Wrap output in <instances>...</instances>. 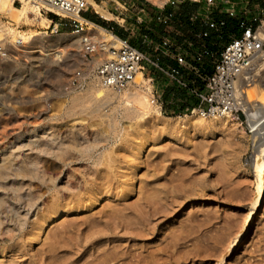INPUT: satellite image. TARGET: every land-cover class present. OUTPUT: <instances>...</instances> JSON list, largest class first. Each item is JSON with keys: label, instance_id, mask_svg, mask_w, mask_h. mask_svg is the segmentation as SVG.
I'll return each mask as SVG.
<instances>
[{"label": "rangeland", "instance_id": "obj_1", "mask_svg": "<svg viewBox=\"0 0 264 264\" xmlns=\"http://www.w3.org/2000/svg\"><path fill=\"white\" fill-rule=\"evenodd\" d=\"M117 1L122 2L123 6L117 4ZM97 2L115 15L125 16L128 23L136 28V34L129 39V42L148 55L153 53L151 43L158 42L165 34L157 27L159 23L155 22L151 15H148V22L145 26L138 27L136 22L139 15L137 7L145 6L148 8V13L153 14L154 8H159L157 4L149 0H97ZM183 2L191 5L196 4L200 7L202 5V2L192 0ZM16 5H19V1L16 2ZM88 11L98 14L101 19L119 27L118 21L120 20L104 18L93 6ZM42 12L45 16L43 20L39 19L31 24H23L20 26V30L25 32L36 30L41 36L75 33L71 28L60 30L57 33L53 32L51 19L54 18L56 21V17L53 14ZM31 17L35 16L32 14ZM1 19L9 23L8 19L4 17ZM88 27L95 28L96 26L89 24ZM148 27H152L154 30V36L150 37V42L144 41L142 38V34L149 31ZM189 32L186 30L185 34L188 38ZM170 36L174 44L178 43V38L174 35ZM76 39L77 36L74 35L59 43V46L66 51L63 52L61 59H57L58 62H62V67L57 70H53L51 67L53 62H43V60L32 62L23 58L17 62V64L21 62L19 65L16 62L14 64L15 59L10 55L9 59L0 60V94L4 93V96L0 97V101L4 102H0L2 105H0V110H5L4 113L0 111V114H3L0 115V144L7 140L17 139L16 137L20 133L28 137L32 130H36L35 135L38 136L43 128L53 126V128L59 129L60 137H65L72 132L77 134L82 130L83 137L90 142L94 141V144L97 145L93 146L91 152L95 153L96 159L101 158L99 165L96 166L97 170H101L98 176L105 180L108 177L107 181H111V188L108 183L107 187L105 183L103 186L100 185L101 189L105 186V191L102 189L103 194L99 202L96 203V207L95 204L91 206L90 199H84L87 202L79 201L80 198H83L85 190L83 186L76 188L80 193L77 191L76 195L74 193L75 199L78 200V203L75 201V204L78 206L72 205L73 209L67 214H61L62 217L59 216L55 223L46 228L44 240L35 242L31 247L27 241H23V237H17L14 243L17 246L20 244V250L2 252L1 247L0 264H52V262L54 264H87L90 261L95 263L98 261L95 256L108 247L107 244L110 242L111 245L122 244L120 246L126 250L125 255L121 254L126 258L121 257L119 259L122 261H114L116 264L123 262V264H128L129 260L132 261L129 264H134L133 257H143V255L142 262L140 257L138 260L136 258L137 262L140 260L139 264H146L150 258H158V263L153 259V264H264V196L260 204L262 205L260 213L255 217L250 216L251 209L257 200V177L263 162H255L256 150L254 144L253 147L251 144L252 141L255 143L254 133L248 132V118L242 115L241 119L237 120L238 125L234 133L212 126L203 129L198 124L196 126L192 122L193 120L190 121L192 124L182 128L181 132L179 129L173 131L162 129L161 126L156 125L159 118L174 121L178 118L192 117L197 113L191 112L189 109H184L187 112L178 111L181 110L179 105H177V111H172L170 105L173 106L174 102L177 103L179 100L171 99L169 102V97L167 99L164 94H161V88L165 82L168 83V80L149 65H146L145 75L140 72L141 79L139 80L141 81L138 88L131 82L132 84L130 83L123 89H127L128 94H131L135 89L138 98L149 95H151L150 98H153L154 94L157 104L151 101V111L144 117V120L130 119L121 112L117 114L109 109L110 106L105 108L106 112H102L104 116L100 115L99 117V113L93 112L89 93V83L93 78L95 58L98 55L92 56L86 53V48L81 49L71 45L70 42ZM227 40L228 38L225 36L221 39L220 45ZM2 43L0 41V44L6 48V45ZM44 45L47 46V44ZM46 57L51 58V55ZM52 58L55 59V57ZM163 59L166 63L168 62L167 57H163ZM22 63L29 65L28 69L24 70ZM205 67V72H210L212 61H207ZM10 72L21 75L19 74L20 77L18 75L17 79L16 76H9ZM259 75L258 77L264 80V69L260 71ZM186 76L192 84L204 88L201 79L194 78L192 74H186ZM150 77H153V80H150ZM259 84L256 89L253 88L250 91V96L253 95V99L256 96L264 98V81ZM172 85L176 94L185 92ZM191 96L195 100L194 96ZM185 103L178 102L180 105ZM115 104L113 103V105ZM90 107L92 110L89 109ZM110 116L115 119H111ZM105 118L107 123L103 120ZM32 136L33 134L30 138ZM140 136L144 143H148L144 144L145 148L143 147L141 157L137 160L139 163L136 161L133 168H127V160L129 157L131 158L129 153L133 149L134 143L141 140ZM148 138L150 139L148 140ZM34 153H30L32 157L37 155ZM112 156L116 158L115 163L109 161ZM78 157L81 158L80 155ZM57 160L59 164L60 160ZM92 163L93 161L84 162L83 167ZM72 164L75 165V162L71 163L69 167H73ZM59 168L60 171L63 166L59 164ZM82 170L73 169V172L86 185L88 179L84 174V168ZM64 172H66V168ZM126 181L132 184H126ZM37 184L34 181L33 185ZM42 189L46 190V187L43 186ZM57 195L54 189L48 190L43 203L45 206L42 204L43 211L40 214H45L46 210L51 211L50 208H52V204L54 205ZM66 195L69 194L66 193ZM88 201L90 204L86 205L89 203ZM117 210L118 212L115 214L128 212L132 216L136 213L134 218H139L137 222L142 221V224L138 223L139 225L135 226L143 229L146 236L134 240L129 238L128 230V232L126 231L127 234L129 233L128 235L121 233L124 235H122L123 237L114 239L115 232L124 231L121 228L115 229L118 224L114 221L118 217L113 216L115 215L113 212ZM48 211L46 213H49ZM33 213L29 219L30 222L28 221V226H26L27 229L30 228V223H33L34 220L37 221L35 219L36 211ZM149 222L153 227L151 229L147 226ZM156 222L158 223L156 224ZM110 224L111 227H108ZM152 224L156 225H154L156 229ZM248 224V232L239 243L235 253L225 257L230 244L243 236ZM140 225L142 226L140 227ZM146 226L147 228H145ZM105 228L109 231H105ZM140 229L136 230L140 231ZM126 237L128 238L126 239ZM6 244L4 246L10 245L9 242ZM48 257L53 258L50 260ZM123 259H127V262ZM148 261L149 264H152L151 259Z\"/></svg>", "mask_w": 264, "mask_h": 264}, {"label": "bare ground", "instance_id": "obj_2", "mask_svg": "<svg viewBox=\"0 0 264 264\" xmlns=\"http://www.w3.org/2000/svg\"><path fill=\"white\" fill-rule=\"evenodd\" d=\"M17 1H19V5H16ZM151 1H153L154 3H158V4H163V3H165L164 1H166V0H151ZM89 3L103 17L113 18L112 14L101 3L97 2V0H89ZM42 11L43 10H42L41 6L34 4L30 0H0V41L3 42L2 44L6 45L5 49L9 52V55L15 59L14 64H15V62L17 64V62H19V60H21L23 58H25V59L27 58L28 60H31L32 62H35L38 60H43V62H53V66H51V67L53 68V70H57L58 68L62 67V64H61L62 62L61 63L58 62L57 59L58 60L61 59L63 52L66 51V50H64V48H61L59 46L60 45L59 43L62 41L68 40V38H70L71 36L75 35V36H77V39L75 41H71L70 44L74 45L76 47H79L81 49H85L83 37L89 36L98 45V55L104 54L105 50L108 49V43L116 38V36L113 33H111L108 30L94 24L93 22H90V24H92L94 27L96 26L95 28H88L87 30H85L83 32H79V33L75 32L72 35H58V36L43 35V36H41V34H39V32L36 30H31L30 32H25V31L20 30V28H21L20 26L23 24H31L35 20H39V19L43 20L45 16L43 15ZM32 14L35 16L34 18L31 17ZM2 17L8 19L9 23L4 22V20L1 19ZM44 44H47V46ZM112 44L117 45V42L116 43L112 42ZM100 47L105 48V50L100 51L99 50ZM48 55H51V58L46 57ZM52 57H55V59H53ZM70 57H67V58H70ZM64 61H66V60H64ZM19 64H17V65H19ZM22 64L24 65V63H22ZM255 64H256V66H255L254 71H252L249 75H247L246 79L245 78L241 79L242 86L244 87V89L246 91L245 102H244L243 108L247 114L249 126L254 129L253 133H254L255 143L253 142V144H254V147L256 150V151L254 150L256 152L255 153L256 154L255 155V162L256 163L263 162V165H260V167H261L260 173H259V176L257 177V181H258L257 200H256L255 206H253V208L251 209V214H250L251 217H255L260 213V210L262 208V205H260V204L263 201V196H264V154H263V151H264V136H263L264 135V98L256 96L253 99V97H252L253 95L250 96L251 95L250 94L251 89H253V88L256 89V87H258L260 85L259 82L261 83L264 81L263 78L260 79L258 77V75L260 74V71L264 69V50L261 52L259 57L256 59ZM27 66H29V65H24V70L27 68ZM62 69H60V70H62ZM140 72L141 71L137 72L134 80L132 81V83H134L135 87L137 86V88L140 85V81H141V80H139V79H141L140 78L141 77ZM19 74L20 73L10 72L9 76H11V77L16 76V78H17V76ZM20 75H19V77H20ZM92 77L93 78L90 79L91 82L89 83L90 84L89 85V93L91 96L93 112L99 113V117H100V115L104 116V113L102 114V112H104V111L106 112L105 108L110 106L109 109H111V111L116 112L117 114L119 112H121V114L123 113L126 117H128L130 119L135 118V119H140V120L143 119L144 120V117L147 114H149V111H151L150 110L151 101H152V103L157 104L156 99L154 97V94L152 95L153 98H150L151 95L144 96L143 98H138V96H137L138 93L135 91V89L131 94H128L126 92L127 89L126 90H123V89H125L127 86H129L130 83L126 87H122V88L105 87L100 83V81L96 77L95 73L93 74ZM261 80H263V81H261ZM141 84H142V82H141ZM3 94L1 93L0 97H2L1 95H3ZM251 97H252V100L250 99ZM8 98L10 99V97H8ZM260 98H262V99H260ZM6 99H4V100H6ZM11 99H13V98H11ZM4 100H2V101H4ZM1 103H4V102H1ZM113 103L114 104L116 103V104L113 105ZM3 107L5 108L6 106H3ZM159 107H160V105H159ZM0 109H1V107H0ZM89 109H91V107ZM153 109L155 110V108H153ZM0 111L2 113L5 110H0ZM116 113H113V114H116ZM196 113L197 114H195L192 117L178 118L174 121H170V120H166V119L163 120V119L159 118L160 117L159 116V117H156V118H159L158 119L159 122L156 125L161 126L162 129H165V130L173 131V130L179 129V131H180L182 128L184 129V127L188 126L191 123L190 121L193 120L192 122H194L196 124V126L198 124V126H200V128L204 129L205 127H211L212 126V127L218 128V129H224V131L226 130V131H229L230 133L231 132L234 133L236 130V126L238 125V122H237L238 119L236 118V116L231 115V114L221 115V116H219V115L211 116V118H209V117L203 116L202 114H199L198 112H196ZM107 114H108V110H107ZM121 114H119V115H121ZM0 115H3V114H0ZM88 115H89V113H88ZM95 115H96V113H95ZM93 116H94V114H93ZM108 117H109V115H108ZM112 117H114V116L112 115ZM110 118H111V116H110ZM156 118H154V119H156ZM111 119L114 120L115 118H111ZM103 120L105 121L106 118ZM53 127L43 128L38 136L35 135L36 130H32L29 134L27 133L28 137H25L24 136L25 134L20 133L19 135H17V137H16L17 139L7 140V141L2 142L0 144V248L2 247V249H3V250H1L2 252L5 250H7V252L19 251L20 250L19 249L20 244L18 243L19 245L17 246L14 243V241L16 242L15 239L17 237L18 238L23 237V241L24 242L27 241L28 245H30L31 247L35 242L37 243V241L42 242L44 240L43 238H45L44 234L46 235V232H45L47 230L46 228L50 227V225L52 223H55L56 219L61 214H67L71 209L74 208V207H72V205H74L78 201L77 199H75L76 191L78 190L76 188H80L83 186V188L85 190V194L83 192V195H82L83 198H80L81 200H79V201H82L84 199L85 200L90 199L89 201L91 202V206L93 204H95L94 206L96 207V203L99 202V200L102 197V194H103L102 189H104V187H105L104 186L101 189L100 185L103 186L105 183L106 187H107V183H108V186L110 187L111 181H107L108 177H106V180H105L104 178L101 179L98 176V174L101 172V170L100 169L97 170L96 166L99 165V163H100L99 161L101 158L98 157V159H96L95 153L92 154V152H91L93 146L95 147V145H96V144H94L95 142L94 141L90 142L89 140H87V138H84L83 134H82V130H80L77 134H74L72 132L65 137H63V136L60 137V135H59L60 133H58L59 129L57 130ZM209 130H210V128H209ZM31 134H33L34 137L32 136V138H30ZM147 134H149V133H147ZM150 136H153V135L151 134ZM6 139H8V138H6ZM140 139H141V136H140ZM149 139L150 138H148V140ZM146 143H148V142L144 143V141L142 139L140 141H137V143H134L135 145H133V149L129 153V155H131V158L129 157V159L127 160V163H126L127 168L131 169L135 166L136 161L139 160V158L141 157L140 156L141 152L144 150L143 147H144V144H146ZM98 144H99V141H98ZM31 152H35V153H37V155L35 157H32L33 153L30 154ZM78 155H80L81 158L78 157ZM103 156H104V154H103ZM114 157L113 156L111 157V159L109 160L110 163H112V162L115 163L116 158H114ZM57 159L60 160L59 164H61L63 166V169H61L60 171H59V169L61 167L59 168V164L57 163V161H58ZM89 161H93V163L91 165L87 164L86 165L87 169H86V167H83V163L84 162L88 163ZM73 162H75V165L72 164L73 167H69L70 164ZM76 163H78V164H76ZM65 168H66V172H64ZM83 168H84V170L86 169L84 171V174L86 176V179H88L87 180L88 182L86 181V183H88V184H86V185H85V183L83 184V182L80 180L79 176H77L76 173L73 172V169H75V170L80 169V171H81ZM34 181L38 184L33 185ZM125 183L128 185L132 184V183H129L128 181H126ZM43 186L46 187V190L42 189ZM53 189L55 190V192H57L58 197H57L54 205L52 204V208H50L51 211L49 212L48 210H46L49 213H46V211H44L45 214H40L43 211L42 204L44 203L46 193L48 192V190H53ZM104 191H105V189H104ZM66 193L69 195L67 196ZM74 193H75V195H74ZM111 193L113 194V192H111ZM85 196H87V197H85ZM67 197H69V198H67ZM73 200H74V203H73ZM85 202H87V201H85ZM90 202L86 203V205L90 204ZM79 204L82 205L81 203H79ZM75 205L78 206V204H75ZM88 207H89V205H88ZM126 209H127V207H126ZM130 209H131V207H130ZM34 211H36V213H35L36 218L35 219H37V221L34 220L33 223H30L31 224L30 228L27 229L26 226H28L27 225L28 221L31 217V214ZM115 212H118V210L114 211L113 213L115 214ZM136 212H138V211H136ZM119 214H121V215H119ZM119 214L117 213V214L113 215V216L118 217V218L115 217L116 219L114 222H116L118 224L117 225L115 223V226L116 225L118 226V227L116 226L115 229L121 228L124 231L122 232L120 230L121 232H117V233L114 231L115 232L114 236H113L114 239L116 237H119V238L123 237L124 236L123 234H127L128 230L130 232L129 238L131 237L134 240L140 239V237L145 235V233H143V229L141 230L139 227L136 228V226L139 225L138 223L142 224V221L137 222V220H139V218H136V219L134 218V214H136V213H134L132 216L128 212L127 213H121L120 212ZM33 215H34V213H33ZM39 215H41V216H39ZM60 217H62V216H60ZM138 217H140V216L138 215ZM148 221H149V219H148ZM150 222H149V224L147 223L148 224L147 226L150 227V229H151L153 227H151ZM144 223H146V222H144ZM157 223L158 222H156V224ZM141 226L142 225H140V227ZM147 226L145 228H147ZM155 226H154V228L156 229ZM108 227H111V224H110V226L108 225ZM248 228H249V224L246 226L243 236H241L240 238H238L234 242L231 241L232 243L230 244V246L227 250V253L225 254V257L232 256L235 253V250L238 247L239 243L242 242V239L244 238V236L248 232ZM136 229H140V231L136 230ZM148 229H147V233L149 231ZM105 231H109V229L106 230V228H105ZM144 232H146V231H144ZM150 232H151V230H150ZM107 233H106V235H108ZM121 233H123V234H121ZM104 237H105V235H104ZM127 238L128 237H126V239ZM106 240H107V238H106ZM111 240H113V239H111ZM107 241H109V239ZM107 241H106V243H107ZM8 242L10 243V245L4 246V245H7L6 243H8ZM107 245H108V247H105V249L103 251H101L99 253V255L95 254L96 255L95 257L98 260L97 261L98 263L97 262L92 263L90 261V263H87V264H116V263H114V261L120 260L119 258H121V257L122 258L125 257V256H122L123 254L124 255L126 254L125 248L120 246L122 244L111 245V242H110ZM49 249H51V248L49 247ZM54 251H55V248H54ZM156 251H154V254H156ZM130 254H133V253H130ZM140 255L142 256V254H140ZM148 255H149V253L147 254V256ZM151 255H153V254H151ZM147 256L145 257L146 259H147ZM50 257H48V258H50ZM127 257L129 258V256H127ZM52 258H50V260ZM133 258H134L135 262H137L136 261L137 257L136 258L133 257ZM138 258H137V260H138ZM140 258H141V262H142L143 261L142 258H144V255H143V257H140ZM150 259L152 260L151 262L153 264V259H155V258H153V259L150 258ZM150 259H148V260H150ZM123 260H126V262H127V259H123ZM148 260H147V262L145 261L146 264L149 262ZM157 260H158V258L155 259L156 262H157ZM120 261H122V259ZM223 261H224V259H223ZM129 262L131 263L132 261L129 260ZM129 262H127V263L129 264ZM135 262H133V263L135 264ZM138 262H137V264L141 263V262H139V263ZM123 263H121V264H123ZM52 264H54V263L52 262ZM55 264H57V263H55ZM58 264H61V263H58ZM143 264H145V263H143Z\"/></svg>", "mask_w": 264, "mask_h": 264}, {"label": "built area", "instance_id": "obj_3", "mask_svg": "<svg viewBox=\"0 0 264 264\" xmlns=\"http://www.w3.org/2000/svg\"><path fill=\"white\" fill-rule=\"evenodd\" d=\"M30 1L56 17V21L51 19L53 32L71 28L79 33L89 28L90 21L85 17L91 7L89 0ZM183 1L166 0L162 5L151 1L159 7L154 8L153 14L145 6L137 7L138 27L145 26L151 15L165 34L158 42L151 43V55L129 42L136 34L134 26L127 38L114 33L116 38L108 43V49L100 47V51L105 50L102 55H98V45L84 36L86 53L98 55L94 67L96 77L105 87L122 88L134 80L138 71L145 75L149 65L177 88L194 96L191 112L205 117L231 114L238 120L242 115L247 118L243 108L246 91L241 79L254 71L256 59L264 50V0H192L202 2L201 7L196 4L181 7ZM123 18L127 24L126 17ZM148 30L142 38L150 42L154 30L152 27ZM186 30L190 31L189 38L185 36ZM170 35L178 38V43L174 44ZM225 36L228 40L220 45ZM163 57L168 58L167 63ZM9 58V52L0 44V60ZM209 60L212 69L205 72V63ZM186 74L201 79L204 88L192 84ZM253 131L249 126L248 132ZM251 144L253 147V141Z\"/></svg>", "mask_w": 264, "mask_h": 264}, {"label": "crops", "instance_id": "obj_4", "mask_svg": "<svg viewBox=\"0 0 264 264\" xmlns=\"http://www.w3.org/2000/svg\"><path fill=\"white\" fill-rule=\"evenodd\" d=\"M117 4H120L121 6H123V3L122 2H120V1H117ZM162 5V4H161ZM181 7L183 6V7H187V6H190L188 3H183V4H181L180 5ZM107 9V8H106ZM108 10V9H107ZM109 11V10H108ZM110 12V11H109ZM99 13V12H98ZM111 14H112V16H113V18H111V19H118V20H120V21H118V24H119V27H116L115 25H113V23L112 22H109V21H105L104 19H101V17H99V15L98 14H95V13H93V12H90V11H86L85 12V15H90V17H92L94 20H91L90 18H87L90 22H93L94 24H96V25H99V26H102V25H100L99 23H102L103 21H105L106 22V25H107V27L108 28H106V27H104L105 29H107L108 31H112L113 33H114V29L117 31V33H119V34H117V33H115V34H117V35H119V36H121V37H123V38H127V37H129L130 35H131V33L133 32V26L131 25V24H129L128 22H127V24H125V19L123 18V17H120V16H118V15H115L114 13H112V12H110ZM100 14V13H99ZM101 15V14H100ZM102 16V15H101ZM105 18V17H104ZM108 19H110V18H108ZM124 19V20H123ZM99 22V23H98ZM103 27V26H102ZM166 83V84H165ZM164 83V86L161 88V94H164L165 95V97H167V99H168V97H169V102H171V99H174V100H176V91H175V89L173 88V87H171V85H172V83L171 82H169L168 81V83L167 82H165ZM172 86H174V85H172ZM180 101H183V102H186L185 101V99H181ZM174 104H175V102H174ZM191 106H193V104H191Z\"/></svg>", "mask_w": 264, "mask_h": 264}, {"label": "trees", "instance_id": "obj_5", "mask_svg": "<svg viewBox=\"0 0 264 264\" xmlns=\"http://www.w3.org/2000/svg\"><path fill=\"white\" fill-rule=\"evenodd\" d=\"M85 17L90 18L91 20H94L92 17H90V15H85ZM99 24L102 25L103 27L108 28L105 21H103L102 23H99ZM114 33H117V31L115 29H114ZM117 34H119V33H117ZM176 96H177L176 100L180 101L181 99H185L186 103L180 105V104H178L179 101L177 103L175 102V104L173 106L170 105V108L172 109V111H175L177 109V105H179L181 110H178V111L187 112L186 110L189 109V107H191V104H193V102H195V100L192 98V96L189 94H186L185 92L184 93H177ZM184 109H186V110H184Z\"/></svg>", "mask_w": 264, "mask_h": 264}]
</instances>
